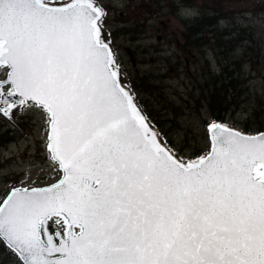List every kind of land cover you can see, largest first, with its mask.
<instances>
[{
	"label": "snow or ice",
	"instance_id": "6c2138e0",
	"mask_svg": "<svg viewBox=\"0 0 264 264\" xmlns=\"http://www.w3.org/2000/svg\"><path fill=\"white\" fill-rule=\"evenodd\" d=\"M98 0H0V114L47 116L46 187L0 197L17 264H264V131L160 139L123 86Z\"/></svg>",
	"mask_w": 264,
	"mask_h": 264
},
{
	"label": "rangeland",
	"instance_id": "374dc122",
	"mask_svg": "<svg viewBox=\"0 0 264 264\" xmlns=\"http://www.w3.org/2000/svg\"><path fill=\"white\" fill-rule=\"evenodd\" d=\"M98 3L106 13L103 31L123 86L154 130L159 133L158 123L182 156L208 150V125L213 122L206 131V98L214 87L224 91L227 84L235 98L224 114L228 121L219 123L255 134L242 127L257 98L264 99V0ZM214 14L217 23L207 26L203 17ZM228 59L229 68L237 71L230 84L220 80ZM48 130L47 116L37 107L14 109L10 118L0 114V197L14 186H45L60 178L61 170L48 158ZM0 264L17 261L2 248Z\"/></svg>",
	"mask_w": 264,
	"mask_h": 264
},
{
	"label": "trees",
	"instance_id": "16d2710c",
	"mask_svg": "<svg viewBox=\"0 0 264 264\" xmlns=\"http://www.w3.org/2000/svg\"><path fill=\"white\" fill-rule=\"evenodd\" d=\"M218 18H219V16L217 14H214L213 16L208 15V16L203 17V19L207 20V23H208L207 26H213L214 24H216ZM187 30L190 32L192 30V27H189V25H187ZM196 31H197V29H196ZM224 52L227 56L228 53H230V48L229 49L227 48ZM229 62H230V60L228 59L227 62H225L223 64L221 71H220L222 74L220 80L225 79V82L227 81L230 84L231 81H233V75L237 71L229 68ZM262 79H263V83H264V75L262 76ZM215 81L217 83L219 80L216 79ZM224 86H226V88H224V91L217 90L214 87L209 92V95L206 98L207 99V108L209 110V115H210V119L204 121V126L206 128V131H207V125L210 122L217 121V122H221V123H226L228 121L224 117V114H225L228 106L235 103V100H234L235 98L232 97V95L230 94V91H229L230 87H228L227 84H225ZM222 87H223V85H222ZM145 91L150 92V89L147 88V89H145ZM137 99H138L137 103L142 105L143 110H147L146 106L144 104H142V101L139 98H137ZM249 113L250 114L246 117L245 122L243 121V123H245V124H244V127H242V129L246 132H249V133H256V132L263 131L264 130V99L257 98V101L255 102V104L252 105V108H251ZM155 126H157V128H160L159 134H160L161 140L171 144V142L166 137V135H163L165 132L161 129V126H159L158 123L157 124L155 123ZM202 154H204L203 151L197 150L194 152L193 155H191L189 157L194 158L196 155H202Z\"/></svg>",
	"mask_w": 264,
	"mask_h": 264
},
{
	"label": "water",
	"instance_id": "95a60500",
	"mask_svg": "<svg viewBox=\"0 0 264 264\" xmlns=\"http://www.w3.org/2000/svg\"><path fill=\"white\" fill-rule=\"evenodd\" d=\"M213 123H219V122H213ZM221 124V123H220ZM235 130V129H234ZM264 131V130H263ZM258 133V132H257ZM256 134V133H255ZM48 135H49V130H48ZM208 136H210V133H209V131H208ZM61 176H62V171H61ZM61 176H60V178H61ZM59 178V179H60ZM58 179V180H59ZM58 180H56L55 182H53V183H56ZM53 183H51V184H53ZM50 184H48V185H45V186H39V187H46V186H49ZM14 187H23V186H14ZM12 188V187H11ZM30 188V187H29ZM10 190V189H9ZM8 190V191H9Z\"/></svg>",
	"mask_w": 264,
	"mask_h": 264
}]
</instances>
